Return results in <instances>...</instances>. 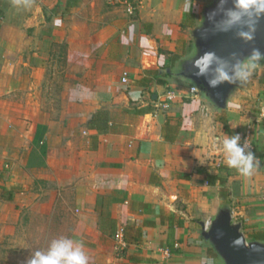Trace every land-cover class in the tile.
<instances>
[{
	"label": "crops",
	"instance_id": "obj_1",
	"mask_svg": "<svg viewBox=\"0 0 264 264\" xmlns=\"http://www.w3.org/2000/svg\"><path fill=\"white\" fill-rule=\"evenodd\" d=\"M136 1L128 15L108 0H0V220L49 187L70 194L71 238L89 264H221L199 221L226 202L245 233L264 230V124L248 135L260 162L248 178L213 169L225 164L214 137L245 142L264 83L214 111L190 83L158 74L191 51L187 33L208 0L188 12L186 0ZM98 110L111 116L104 132L89 126ZM207 172L227 176V199ZM128 222L140 240L121 246L114 234Z\"/></svg>",
	"mask_w": 264,
	"mask_h": 264
},
{
	"label": "water",
	"instance_id": "obj_2",
	"mask_svg": "<svg viewBox=\"0 0 264 264\" xmlns=\"http://www.w3.org/2000/svg\"><path fill=\"white\" fill-rule=\"evenodd\" d=\"M219 0H211L203 6L198 22L189 29L191 51L173 66L160 67L159 75H171L196 86L203 100L214 111L227 110L229 101L236 89L243 85L228 84L227 82L216 88L207 85L206 78L196 77L191 70V58L206 51H214L217 56L228 59L231 53L237 58L247 55L252 48L264 52V17L256 25L254 39L251 42L242 41L236 33L241 26H234L228 32L214 29V24L223 18L218 9ZM231 8V0L224 5ZM216 12L214 20H210V13ZM264 64V62H263ZM199 235L220 259L221 264H264V240L248 238L245 234L242 220H236L229 203L220 204L211 220L199 221Z\"/></svg>",
	"mask_w": 264,
	"mask_h": 264
},
{
	"label": "clouds",
	"instance_id": "obj_3",
	"mask_svg": "<svg viewBox=\"0 0 264 264\" xmlns=\"http://www.w3.org/2000/svg\"><path fill=\"white\" fill-rule=\"evenodd\" d=\"M229 0H219L218 9L223 18L214 24V29L228 32L234 26H241L236 35L244 42L254 39L256 25L264 17V0H231L232 7L225 8ZM191 0H186L185 11H189ZM216 12L210 13L209 19L214 20ZM191 70L194 76L206 78L208 87L216 88L227 82L228 84L245 85L249 83L264 62V52L252 48L244 56L237 58L231 53L228 59L217 56L214 51L197 53L191 58ZM213 148L222 153L227 167L235 169L239 175L248 178L259 167V160L246 142L241 143L239 134L215 136ZM25 264H89V256L84 250L82 241L70 237L52 239L44 250H35L26 259ZM202 264H213L211 258H204Z\"/></svg>",
	"mask_w": 264,
	"mask_h": 264
},
{
	"label": "rangeland",
	"instance_id": "obj_4",
	"mask_svg": "<svg viewBox=\"0 0 264 264\" xmlns=\"http://www.w3.org/2000/svg\"><path fill=\"white\" fill-rule=\"evenodd\" d=\"M210 1L208 0L204 5ZM263 74L264 64H261L254 73L252 81L246 85L252 86L253 80L256 78L259 80ZM239 91L238 89L235 90L231 97L232 103L236 102L237 96H240ZM251 110L253 116L256 106H252ZM257 126L259 128L261 124ZM249 130V134L253 132L252 127ZM43 188L39 201L20 208L17 217L0 220V264H12L17 261L16 258L22 260L21 264H25L26 259L31 256L33 251L44 250L52 239L61 236L71 238L73 212L70 194L58 192L49 187ZM4 225L11 226L12 229L4 232L2 230Z\"/></svg>",
	"mask_w": 264,
	"mask_h": 264
},
{
	"label": "trees",
	"instance_id": "obj_5",
	"mask_svg": "<svg viewBox=\"0 0 264 264\" xmlns=\"http://www.w3.org/2000/svg\"><path fill=\"white\" fill-rule=\"evenodd\" d=\"M77 0H67V5L75 4ZM187 16H193V14H187ZM181 55H175V59H179ZM263 64V62H261ZM259 81L264 83V74L259 77ZM111 119V116L108 111L106 110H98L92 116L91 120L89 121L90 128L97 129L100 132H104L108 129V123ZM218 120L223 124L224 129L228 130V122L226 117L223 114H218ZM213 169L217 170V172H225L226 175H229L231 170H235L226 166V164H220L213 167ZM236 171V170H235ZM206 181L209 184H213L216 180L219 181L221 186L220 188V197L223 199H227L230 195L229 189L227 187V176L220 175L219 173H211L207 172L205 174ZM181 222H178V225L181 226ZM248 238L264 240V230H255L245 233ZM140 231L133 227L132 222H128L123 228V240L126 243H134L139 242L140 240ZM208 251L213 254V251L208 248Z\"/></svg>",
	"mask_w": 264,
	"mask_h": 264
},
{
	"label": "built area",
	"instance_id": "obj_6",
	"mask_svg": "<svg viewBox=\"0 0 264 264\" xmlns=\"http://www.w3.org/2000/svg\"><path fill=\"white\" fill-rule=\"evenodd\" d=\"M108 1L121 4L124 7V10L128 15H133L137 8L136 0H108ZM122 81L123 82L126 81V73H124L122 77ZM188 92L189 94L195 95V94H198L200 91L196 86H194L193 84H190L188 86ZM175 96L176 94L174 90L172 89L166 90L164 102L167 103L168 101H171L172 99L175 98ZM254 101H255L256 111L254 112V115L250 119L251 123L247 125L249 129H251V127L254 125H259L264 122V94L259 93L257 97L254 99ZM249 131L245 133V142L247 144H249V137H248ZM251 149L252 147L250 146V150ZM261 198H262V201L264 202V195ZM114 238L119 242L121 246H124L122 229L117 230L115 232Z\"/></svg>",
	"mask_w": 264,
	"mask_h": 264
}]
</instances>
